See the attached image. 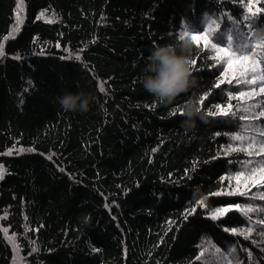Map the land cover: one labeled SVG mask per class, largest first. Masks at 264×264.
Returning a JSON list of instances; mask_svg holds the SVG:
<instances>
[{
  "label": "trees",
  "instance_id": "trees-1",
  "mask_svg": "<svg viewBox=\"0 0 264 264\" xmlns=\"http://www.w3.org/2000/svg\"><path fill=\"white\" fill-rule=\"evenodd\" d=\"M209 16L186 39L195 84L171 104L146 92L152 49ZM247 16L264 36V0H0V264H219L212 245L264 264V137L233 139L264 127L241 107L264 106V52L253 68L210 47ZM65 90L89 110L64 111Z\"/></svg>",
  "mask_w": 264,
  "mask_h": 264
},
{
  "label": "snow or ice",
  "instance_id": "snow-or-ice-1",
  "mask_svg": "<svg viewBox=\"0 0 264 264\" xmlns=\"http://www.w3.org/2000/svg\"><path fill=\"white\" fill-rule=\"evenodd\" d=\"M19 7V5H18ZM246 7H249L246 5ZM249 11L251 12V8L249 7ZM212 17H206L203 21L202 24L199 26H192V25H185L183 31L179 35V40L185 41L186 39L190 38L194 43H199V40L197 36L199 34L204 33V28L205 26H209L210 23L212 22ZM252 19L251 16L243 17L241 23H244L246 25V29L240 28L233 24L231 28L225 27L223 31H220L218 34L214 36V43L210 44L211 49H213L216 52H221L223 51L222 48L219 47V45H225L227 44L229 48L231 49V55H229V60L235 58V59H241V57L247 59L249 54L252 55V67H255L257 59H261V57L257 56L256 52L254 49L256 48V45H260V52H264V36H256L253 28L250 24H247L248 21ZM191 33H195L190 36ZM251 33V35H250ZM202 39L205 40V46H209L208 41H207V35H202ZM195 61L191 60V66H194ZM261 79L264 80V69L261 70ZM255 81H247V83H254ZM218 86V85H217ZM262 90H264V86H262ZM100 91H105L103 85L100 86ZM241 96L244 95L243 92L240 93ZM217 108L220 106L217 105ZM242 109L244 110L245 113H247L249 116H253L255 118H261L264 117V106H262L260 103H251L248 105H242ZM257 109H260V111H257ZM176 111L182 112V109L177 108ZM209 115H216L214 112H209ZM225 116H228L230 118H236L239 120H243V116H236V113H224ZM238 127L241 128V132L243 133L242 135H237L233 137L235 140H240L243 141L244 139L248 140V143L250 146H254L257 142L258 137H264V127H257L255 124L249 120L247 123L244 125H238ZM261 144V151L257 152L256 155H264V140L260 141ZM249 165H252V161L247 162ZM259 166H264V159L259 161ZM248 174H251L255 171H257V166L253 165L252 167L248 168L247 170ZM0 178H2V175H0ZM255 198V197H253ZM264 198V197H261ZM233 206H229V208H224V209H217V212H228L231 210ZM238 211L240 209V205L237 204L234 206ZM260 211H264V206H260ZM252 211H255V209L249 207V209L246 210V215L247 213H250ZM215 218V216H213ZM249 223H252V221L249 219ZM233 232H236V229H232ZM264 231V230H262ZM211 255L214 256L218 261L219 264H240L239 258L236 255V248L230 247L229 249L226 250V252H221V250L215 245H212V252ZM204 256V252H201V257Z\"/></svg>",
  "mask_w": 264,
  "mask_h": 264
},
{
  "label": "clouds",
  "instance_id": "clouds-1",
  "mask_svg": "<svg viewBox=\"0 0 264 264\" xmlns=\"http://www.w3.org/2000/svg\"><path fill=\"white\" fill-rule=\"evenodd\" d=\"M190 47V42L186 40L175 45L155 46L147 58L144 75L140 78L144 90L165 104H171L178 95L188 91L195 84L191 58L185 54ZM58 103L64 111L87 112L90 101L83 91L74 93L65 90L58 98ZM198 115L199 108L189 103L184 108L185 119L181 127L194 128Z\"/></svg>",
  "mask_w": 264,
  "mask_h": 264
},
{
  "label": "rangeland",
  "instance_id": "rangeland-1",
  "mask_svg": "<svg viewBox=\"0 0 264 264\" xmlns=\"http://www.w3.org/2000/svg\"><path fill=\"white\" fill-rule=\"evenodd\" d=\"M221 108H222V107H221ZM222 110H224V108H223Z\"/></svg>",
  "mask_w": 264,
  "mask_h": 264
}]
</instances>
